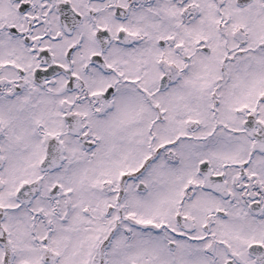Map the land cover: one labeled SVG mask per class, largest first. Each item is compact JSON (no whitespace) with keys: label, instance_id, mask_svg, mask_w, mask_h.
<instances>
[{"label":"snow or ice","instance_id":"6c2138e0","mask_svg":"<svg viewBox=\"0 0 264 264\" xmlns=\"http://www.w3.org/2000/svg\"><path fill=\"white\" fill-rule=\"evenodd\" d=\"M0 264H264V0H0Z\"/></svg>","mask_w":264,"mask_h":264}]
</instances>
